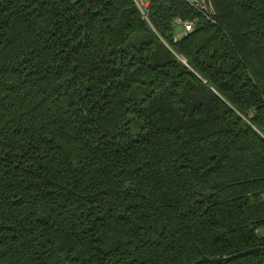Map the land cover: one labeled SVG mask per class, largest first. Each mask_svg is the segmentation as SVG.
Instances as JSON below:
<instances>
[{
    "label": "trees",
    "instance_id": "obj_1",
    "mask_svg": "<svg viewBox=\"0 0 264 264\" xmlns=\"http://www.w3.org/2000/svg\"><path fill=\"white\" fill-rule=\"evenodd\" d=\"M212 2L0 0V264H264V0Z\"/></svg>",
    "mask_w": 264,
    "mask_h": 264
},
{
    "label": "built area",
    "instance_id": "obj_2",
    "mask_svg": "<svg viewBox=\"0 0 264 264\" xmlns=\"http://www.w3.org/2000/svg\"><path fill=\"white\" fill-rule=\"evenodd\" d=\"M141 12L146 16L145 10L149 0H134ZM190 8L196 10L201 13L207 19H212L215 15V8L212 0H183ZM182 25V29L179 31H189L192 28V22H185L180 24Z\"/></svg>",
    "mask_w": 264,
    "mask_h": 264
},
{
    "label": "water",
    "instance_id": "obj_3",
    "mask_svg": "<svg viewBox=\"0 0 264 264\" xmlns=\"http://www.w3.org/2000/svg\"><path fill=\"white\" fill-rule=\"evenodd\" d=\"M259 249L260 248H252V249L247 250L245 253L255 252V251H258ZM199 262H208L210 264H219L220 260L217 258H208L204 254H202Z\"/></svg>",
    "mask_w": 264,
    "mask_h": 264
},
{
    "label": "rangeland",
    "instance_id": "obj_4",
    "mask_svg": "<svg viewBox=\"0 0 264 264\" xmlns=\"http://www.w3.org/2000/svg\"><path fill=\"white\" fill-rule=\"evenodd\" d=\"M180 29H182V25H179V26L176 28V31H177V30H180Z\"/></svg>",
    "mask_w": 264,
    "mask_h": 264
}]
</instances>
